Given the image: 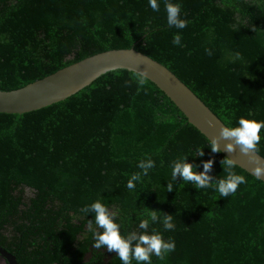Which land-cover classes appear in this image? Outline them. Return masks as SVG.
I'll return each instance as SVG.
<instances>
[{"label": "trees", "instance_id": "obj_1", "mask_svg": "<svg viewBox=\"0 0 264 264\" xmlns=\"http://www.w3.org/2000/svg\"><path fill=\"white\" fill-rule=\"evenodd\" d=\"M157 2L158 12L148 0H0V91L133 48L225 126L264 121V0H170L188 21L182 30L167 24L166 0ZM132 77L111 70L49 106L0 113V247L18 264H121L116 252L92 246L102 229L81 209L100 200L123 236L143 232L140 221L157 211L148 233L174 240L175 251L163 260L153 255L151 264H264V182L236 166L247 183L222 198L214 187L173 181L172 163L185 156L197 172L211 159L209 175L224 178L225 156L148 80L139 92L134 81L126 86ZM259 135L264 158V129ZM149 158L155 167L144 176L137 165ZM163 214L173 215L174 230L163 228Z\"/></svg>", "mask_w": 264, "mask_h": 264}, {"label": "clouds", "instance_id": "obj_2", "mask_svg": "<svg viewBox=\"0 0 264 264\" xmlns=\"http://www.w3.org/2000/svg\"><path fill=\"white\" fill-rule=\"evenodd\" d=\"M149 6L153 11L158 12L160 6L157 0H148ZM165 11L167 13V24L177 29H184L188 21L182 19L180 16L181 5L172 3L166 0ZM182 37L177 33L173 37V44L179 45ZM208 55L211 51L205 50ZM235 60L242 59L239 52L234 54ZM148 69L137 68L133 71L131 80L125 81L126 86H131L133 81L137 84V92L147 83ZM238 127L222 126L219 130V135L211 138V151L219 153L221 151L220 142L227 141L224 144L223 151L232 154L238 149L242 156L247 157L248 163L252 166L251 173L256 178L264 177V158L259 156L260 132L264 129V121L248 120L241 118L238 121ZM203 148H197V156H203ZM187 156L173 161L172 163V180L176 181L179 177L182 181L193 183L196 189L212 188L219 192L222 198H226L235 194L241 184L247 183L245 176L237 174L233 169L237 166L232 158L225 157L221 161L226 173L224 178H213L209 175L213 168V161L209 159L203 162L202 172H197L192 163L186 162ZM143 172L144 176L148 175V171L155 167V162L152 159L142 160L137 165ZM141 180V173H134L127 182L128 189H135L136 184ZM167 192L173 191V183L169 182L166 186ZM81 212L88 214H95V225L102 231L94 232V242L92 246L95 249L106 248L109 252H116L121 264H132V260L137 261V264H151V257L155 255L158 259L163 260L165 256L175 251V241H165L159 232L153 230L151 234L148 233L150 222L156 223L159 220L157 211H148V218L143 219L139 223V228L144 230L141 233L132 232L127 236L121 235L120 225L115 222V213H112L108 208L97 200L91 205H87L81 209ZM163 228L166 231L175 229L173 223V215L163 214L162 220ZM89 228L92 227V221H89Z\"/></svg>", "mask_w": 264, "mask_h": 264}, {"label": "water", "instance_id": "obj_3", "mask_svg": "<svg viewBox=\"0 0 264 264\" xmlns=\"http://www.w3.org/2000/svg\"><path fill=\"white\" fill-rule=\"evenodd\" d=\"M137 66L148 69V81L184 116L188 124L209 142L211 138L219 135L220 128L225 125L171 72L133 48L101 52L20 89L0 91V113L23 114L41 109L83 90L108 71H134ZM225 143L227 141L220 142V152L225 157L232 158L237 167L252 175V166L247 157L242 156L238 149L232 154L223 151ZM259 180L264 182V177ZM0 257L6 264H18L15 257L2 247Z\"/></svg>", "mask_w": 264, "mask_h": 264}, {"label": "rangeland", "instance_id": "obj_4", "mask_svg": "<svg viewBox=\"0 0 264 264\" xmlns=\"http://www.w3.org/2000/svg\"><path fill=\"white\" fill-rule=\"evenodd\" d=\"M0 264H6L1 257H0Z\"/></svg>", "mask_w": 264, "mask_h": 264}]
</instances>
